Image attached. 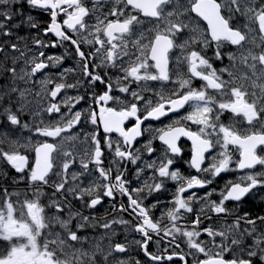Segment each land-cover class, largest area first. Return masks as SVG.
Returning a JSON list of instances; mask_svg holds the SVG:
<instances>
[{
    "label": "snow or ice",
    "instance_id": "snow-or-ice-1",
    "mask_svg": "<svg viewBox=\"0 0 264 264\" xmlns=\"http://www.w3.org/2000/svg\"><path fill=\"white\" fill-rule=\"evenodd\" d=\"M26 3L43 24L0 0V264H141L116 258L129 243L149 264H264V214L228 207L264 190V0ZM22 25L36 34L18 35ZM66 44L73 83L65 54H48ZM106 199L121 215L84 214ZM117 227L140 238L115 242Z\"/></svg>",
    "mask_w": 264,
    "mask_h": 264
},
{
    "label": "flooded vegetation",
    "instance_id": "flooded-vegetation-1",
    "mask_svg": "<svg viewBox=\"0 0 264 264\" xmlns=\"http://www.w3.org/2000/svg\"><path fill=\"white\" fill-rule=\"evenodd\" d=\"M22 5V7H21ZM21 5H16L15 7L17 9H20L22 11L25 12V18L27 15H33L34 17H36L37 19V22L43 24L44 20L46 19L45 15L43 13H41L39 10H32L29 8V6L27 5L26 3V0H21ZM17 23L20 22L19 18L15 21ZM36 34V30L35 29H32L31 31L29 30L28 26L27 25H22L21 28L18 30V35L20 36H30V35H35ZM15 39V37H13V40ZM3 38L0 37V42H2ZM29 44L31 45V41L29 40L28 41ZM66 49H67V52H66ZM48 54H55V55H61V54H65V60L63 62V67L64 68H76L77 71L75 74L73 73H69L68 76H67V82L68 83H73L75 81V79L77 78H81L82 77L80 76V70H79V67H78V58H76L74 56V53L72 52V49L69 45H65L64 47H58V48H55V49H49L48 50ZM178 54V52L176 53ZM209 55H211V52H209ZM0 59H2V55H0ZM225 64L228 63L227 59H225L224 61ZM217 67H221L222 65L220 64H216ZM6 82V78L3 77V76H0V85H3L4 83ZM194 87H199L200 86V81H195L194 82ZM100 88H102L101 85H97V89L99 90ZM79 94H83L84 92V88L81 87L79 90ZM78 91L75 90V89H68L66 93H62L63 94H66L68 96H75L78 94ZM30 100H32L33 98L32 97H29ZM37 103L38 102H34L32 104V107L34 109H37ZM84 105L81 104L80 107H83ZM38 110V109H37ZM43 116V114H41ZM229 114H225L223 117H222V120L227 123L229 121ZM25 120H28L29 122H31V117L30 116H25L24 117ZM43 119L47 120V117L46 116H43ZM240 126L243 127L244 126V122L241 121L240 122ZM7 129L4 127V126H0V133H3L4 131H6ZM86 131L88 129H85ZM195 130V129H194ZM79 131V129L77 130ZM11 135V133H10ZM16 135L19 136L20 138H25L29 135V133L27 131H23L21 132L20 130H17L16 131ZM144 139H147V135H145ZM144 139H141L140 140V143L142 144L144 142ZM182 144H183V147L185 149V153H187L188 149L190 148V141H187L186 138H182ZM139 146V144L137 145ZM154 146L155 147H159V142H155L154 143ZM87 145L86 144H80L79 142H77V145H76V151L77 152H82V150L84 148H86ZM189 158V156L187 154H185L184 156V159L187 160ZM106 163H107V160H106ZM129 169H131L130 173H129V177L131 178V174L132 172L135 171L134 167L132 165H128ZM177 167H179L181 169V171L184 173V174H189V169L187 167V165L183 164L182 162L181 163H178L177 164ZM234 167V165H233ZM75 170V169H74ZM262 170L260 168V166H257L256 168V171H260ZM0 171H9L8 167L4 164L3 161H0ZM192 174H195L194 171L192 172ZM15 171L14 170H11L9 172V181L15 177ZM235 178V174H232V175H226L224 176L223 179H217L216 182L211 185L210 187H216V188H219V187H222L223 186V183H224V180H227V179H234ZM3 180L4 178L3 177H0V186L3 185ZM134 187L135 186H138L136 184L133 185ZM168 187L169 189H173L174 188V185L172 184V182H169L168 184ZM46 191H48L49 195H51V190L50 189H47ZM203 191H201L199 193V195H203ZM170 198L168 196V194H162L160 199H168ZM217 197L214 196L213 199H216ZM126 202V201H124ZM154 200L152 197H149V199L147 200V203H153ZM75 203V202H74ZM121 203V200L119 198V196L117 197L116 201H115V206L116 208L119 207V204ZM76 207L79 208L80 205L77 203L76 204ZM197 207H199V205H197ZM229 209L233 210V211H239L240 214H242L244 211H250L252 212L253 214H264V190H257L254 194L250 195L249 197H247L244 202L237 206V205H234V204H229L228 205ZM84 214L85 215H95V216H99V217H103L105 215H107L109 218H112L113 216H119L121 215L120 213L116 212L114 213L112 208L110 207V201H108L107 199L104 200L102 206H97V209L91 213H89L88 210H84ZM156 216L159 217L160 215V212L159 211H156ZM123 218L126 219V220H131L132 217L129 216L127 213L123 214ZM234 217H228L227 220L228 222L230 223L231 220L233 219ZM187 222V221H185ZM225 222V218L221 217V218H216L215 216L213 217V223L217 226L223 224ZM116 231L119 233L115 238V242H124L125 241V237L127 236V239L128 241L130 242L131 240L133 239H139L140 237L134 233H131V231H125L122 227H117ZM91 234H94V235H97L99 236L101 233L100 232H96V233H91ZM206 238V236L204 237ZM107 243V241H105V244ZM177 243L180 244V248L183 249V251L187 252V247H186V244L181 241L179 238L177 239ZM174 249L170 248L169 251H172ZM149 251H153L155 252L156 251V245L155 244H152L150 245L149 247ZM129 257L133 258V259H137L139 261H141V264H149V260L148 258L144 255V253L135 245V244H131L129 243V251L127 254L123 255V256H118L116 257L117 259H128ZM187 259L189 260V264H191V257H187ZM172 264H183L182 261L179 260L178 257H174L173 259V262Z\"/></svg>",
    "mask_w": 264,
    "mask_h": 264
}]
</instances>
